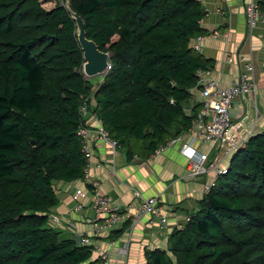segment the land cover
Returning a JSON list of instances; mask_svg holds the SVG:
<instances>
[{
	"label": "trees",
	"instance_id": "trees-1",
	"mask_svg": "<svg viewBox=\"0 0 264 264\" xmlns=\"http://www.w3.org/2000/svg\"><path fill=\"white\" fill-rule=\"evenodd\" d=\"M259 4L264 9V0ZM87 37L111 55L94 85L83 70L66 4L0 0V264H101L51 223L57 184L85 176L80 107L129 156H147L188 130L185 103L211 60L192 46L205 33L201 0H70ZM147 264H264V131L251 135L180 228Z\"/></svg>",
	"mask_w": 264,
	"mask_h": 264
},
{
	"label": "crops",
	"instance_id": "crops-1",
	"mask_svg": "<svg viewBox=\"0 0 264 264\" xmlns=\"http://www.w3.org/2000/svg\"><path fill=\"white\" fill-rule=\"evenodd\" d=\"M201 1L207 12L201 21L203 34L207 35L202 41L201 54L211 60L209 69L204 70L201 77H215L222 86H228L238 81L246 64L253 61L257 92L235 98L230 115L236 122L235 134L240 137L264 131V21L251 33L245 10L246 3L251 0ZM215 31L221 35L213 37ZM201 89L202 85L191 90V98L185 104L188 115L194 114V106L199 105L200 109L203 100ZM88 122L98 124L94 115ZM179 132L185 137V142L207 152L209 147L194 139L188 130ZM92 151V178L98 182L103 193L113 197L127 216L114 229L92 238L93 259L100 256L97 249L100 247L110 252L116 264H147L146 251L168 249L170 234L175 228L182 227L190 213L198 208V202L205 196L204 184L212 183L214 177L191 176L187 168L188 160L180 152V144L149 156L144 151H136L129 156L121 147L114 153L110 144L104 141L94 143ZM210 155L215 157L216 153L210 151ZM97 162L103 167L97 168ZM223 163L228 165L229 161ZM57 188L59 204L51 210V215L59 217L60 223L52 225L68 237L92 234V222L97 214L92 199L85 200V207L80 212L74 210L73 199V193L78 188L91 191L88 180L60 181ZM136 191L141 196L137 197ZM149 196L159 198L161 214L168 218L163 234L156 216L145 215L137 224H132L131 216L138 213L142 198ZM122 249H126L127 253H123Z\"/></svg>",
	"mask_w": 264,
	"mask_h": 264
},
{
	"label": "built area",
	"instance_id": "built-area-1",
	"mask_svg": "<svg viewBox=\"0 0 264 264\" xmlns=\"http://www.w3.org/2000/svg\"><path fill=\"white\" fill-rule=\"evenodd\" d=\"M245 10L248 25L252 33L253 29L260 22L264 21V10L256 0L247 2ZM220 35L219 31L212 33L213 37H219ZM205 36L207 35L200 34L194 38L192 46L198 53H201L203 50L202 41ZM255 70L254 62L249 61L242 71L239 80L228 86H222L220 81L215 77H201L204 70H200L198 74L200 76L199 83L202 85L201 94L203 100L188 132L193 135L194 139L209 147L207 152L199 151V149L194 148L190 143L185 142V137L181 133L169 138L165 145L160 146L156 151H164L169 147L180 144V152L188 160L187 168L190 175L193 177L213 175L215 181L219 174L226 172L228 165L223 162L225 160L230 161L236 151L245 146L250 137H240L235 134L236 122L230 115V108L235 98L251 92H257L258 86ZM89 98L91 97L84 98L80 107L83 122L79 127L78 134L82 139L83 150L87 157L83 179L88 180L89 186L92 189L90 192L83 188L76 189L73 193V199L75 200L74 210L76 212H80L85 207L86 199H92V205L97 211L96 217L92 222V234L82 233L77 237V240L81 245L94 246L93 237L114 229L119 223L126 220L127 216L119 205L114 202L112 196L103 193L99 189L98 182L91 175L93 144L99 141L107 142L112 147L114 153L117 152L120 145L117 140L110 136L102 121L91 113ZM91 115H94L98 120L97 125L88 122ZM210 151H216V156L211 157ZM95 166L101 168L103 164L97 162ZM213 182H206L204 184L205 193L210 190ZM136 196L139 197L141 194L136 191ZM145 215L156 216L159 220L158 226L160 232L162 234L165 233L168 218L161 214L158 197L149 196L142 198L138 213L131 216L132 224H137ZM51 223L54 225L60 223L59 217L51 216ZM97 249L100 251L99 258L101 264H116L113 262L108 250H101L100 247H97ZM122 252L127 253V250L122 249Z\"/></svg>",
	"mask_w": 264,
	"mask_h": 264
},
{
	"label": "water",
	"instance_id": "water-1",
	"mask_svg": "<svg viewBox=\"0 0 264 264\" xmlns=\"http://www.w3.org/2000/svg\"><path fill=\"white\" fill-rule=\"evenodd\" d=\"M70 0L66 1V6L71 11L72 17L77 24L78 39L84 52L85 64L84 73L89 77L108 74L111 66V55L102 51L98 44L87 37L84 19L74 12L69 6Z\"/></svg>",
	"mask_w": 264,
	"mask_h": 264
},
{
	"label": "rangeland",
	"instance_id": "rangeland-1",
	"mask_svg": "<svg viewBox=\"0 0 264 264\" xmlns=\"http://www.w3.org/2000/svg\"><path fill=\"white\" fill-rule=\"evenodd\" d=\"M42 1H43L45 8L51 9L58 2L61 4H64L65 1H67V0H42ZM103 79H104V75H98V76L91 77V81L95 86L98 85V83H100ZM185 104H187V103H185ZM214 153H216V151H214Z\"/></svg>",
	"mask_w": 264,
	"mask_h": 264
}]
</instances>
